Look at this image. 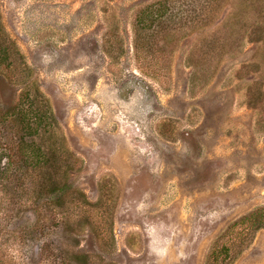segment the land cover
Segmentation results:
<instances>
[{
  "label": "rangeland",
  "instance_id": "rangeland-1",
  "mask_svg": "<svg viewBox=\"0 0 264 264\" xmlns=\"http://www.w3.org/2000/svg\"><path fill=\"white\" fill-rule=\"evenodd\" d=\"M2 32L0 264H264V224L225 237L264 212V0H0Z\"/></svg>",
  "mask_w": 264,
  "mask_h": 264
},
{
  "label": "trees",
  "instance_id": "trees-1",
  "mask_svg": "<svg viewBox=\"0 0 264 264\" xmlns=\"http://www.w3.org/2000/svg\"><path fill=\"white\" fill-rule=\"evenodd\" d=\"M141 14H139L135 20V23L137 25H139L140 28L143 27V20H141L140 18ZM2 39L0 38V64L4 65L5 68H9L10 70L12 69V67L15 66V62H14V53L12 52L14 45L10 43V41H8V38H6V36H4V33L2 32ZM15 51V49H14ZM10 113H14V120L16 123H14L13 128H15L16 130V134L15 136L11 135L13 138L12 140L14 141V144L16 146V150H18L19 154L21 155V161L24 164H31L36 166L38 164H44L47 165L48 161L50 159L46 158V156L44 157V153L41 151L40 148H38L37 146L33 145L34 143L31 142L32 138L31 136L35 135L37 133V129L41 128V129H47L46 126H48V122L43 120V116L45 114H38L37 112L34 113V111H32V109H23L22 107H16L15 111H11ZM4 114L3 113V119H4ZM11 125V124H10ZM9 125V126H10ZM33 155V157L31 156ZM28 160V161H27ZM60 168V167H59ZM58 168V169H59ZM56 173V172H55ZM58 174V173H57ZM55 178V175H53ZM53 176H49L44 175V177H46V179H41L39 180L41 183H44V186H47V183L44 181L46 180L47 182H50L51 178H53ZM58 179V178H57ZM39 190L41 192H45L48 190H55L56 191V198H55V204L58 203L60 204V201L63 200V194L65 195V191L61 186H56V185H52L46 188H39ZM61 192L63 194H61ZM255 219H256V226H260L261 223L264 224V212L261 209L255 210L254 212H249L247 213L245 216L240 217V219L238 220V222H242L239 223L242 226L243 229H241V232H239L237 229L233 230L232 232H229L230 228L233 227V225H235V222L230 225L226 230H225V237L228 239H232L233 236L237 233L238 237L243 234L244 230H248L250 228V226H252L255 223ZM259 223V224H258ZM261 227V226H260ZM241 228V227H240ZM239 228V229H240ZM244 235V234H243ZM220 239H218L217 241H220ZM223 243V242H222ZM225 244V243H224ZM227 247H225L224 245H220V249L218 250L219 255L217 254L215 247L211 246L210 250L207 254L208 258H209V262L212 261V263L217 264V258H220V260H222V258H224L227 254ZM222 254V256H221Z\"/></svg>",
  "mask_w": 264,
  "mask_h": 264
}]
</instances>
